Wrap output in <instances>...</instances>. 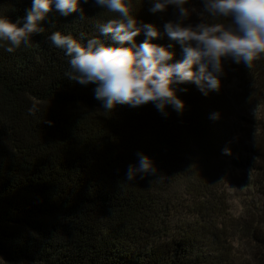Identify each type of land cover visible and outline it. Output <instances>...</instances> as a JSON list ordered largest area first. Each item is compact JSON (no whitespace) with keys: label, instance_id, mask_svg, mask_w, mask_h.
I'll return each mask as SVG.
<instances>
[{"label":"trees","instance_id":"obj_1","mask_svg":"<svg viewBox=\"0 0 264 264\" xmlns=\"http://www.w3.org/2000/svg\"><path fill=\"white\" fill-rule=\"evenodd\" d=\"M31 5L0 0V16L16 22ZM80 6L82 20L53 5L44 32L14 52L0 42V264H264V56L251 69L225 62L221 89L208 96L180 85L182 113L167 106L164 116L152 102L105 112L96 85L69 80L70 58L48 40L60 31L86 44L100 36L98 24L119 18L94 0ZM151 6L132 0L130 13L182 60L164 33L171 7L153 14ZM201 20L230 23L196 13L186 23ZM227 76L236 83L229 91ZM138 152L158 172L129 182ZM228 170L243 174L256 200L236 215Z\"/></svg>","mask_w":264,"mask_h":264},{"label":"clouds","instance_id":"obj_2","mask_svg":"<svg viewBox=\"0 0 264 264\" xmlns=\"http://www.w3.org/2000/svg\"><path fill=\"white\" fill-rule=\"evenodd\" d=\"M89 0H32L26 15L16 22L0 16V42H7L6 51L14 52L22 45H29L33 34L43 33L42 22L52 11V6L62 16L80 12L81 3ZM149 11L164 13L171 7L173 20L164 24V33L182 48L183 59L173 62L175 53L167 47L152 43L161 33L150 23H138L130 13L132 0H94L109 12L118 13V19L98 24L100 36L88 38L82 44L72 35L55 31L48 40L70 58L69 80L87 86L96 85L95 99L101 101L105 112H112L117 105L127 104L133 108L152 102L156 109L167 116L166 107L171 106L182 113L185 104L177 96L180 85L193 83L208 96L219 92L222 78L226 76L224 63L231 61L251 69L255 61L264 56V0H199L201 10L193 6V0H149ZM193 13L203 17L228 18L230 23L189 21ZM144 34L137 44L135 38ZM128 44L129 46H125ZM187 91V89H179ZM220 113L210 114L218 120ZM51 123V122H49ZM231 155L229 148L222 149ZM138 163L129 164L126 180L158 172L154 161L142 152L137 154Z\"/></svg>","mask_w":264,"mask_h":264},{"label":"rangeland","instance_id":"obj_3","mask_svg":"<svg viewBox=\"0 0 264 264\" xmlns=\"http://www.w3.org/2000/svg\"><path fill=\"white\" fill-rule=\"evenodd\" d=\"M223 83L228 91L233 89L236 84L231 76H227ZM242 175L243 174L240 172L228 170V175L223 177L225 188L229 194L231 204L230 209L235 215L240 212L242 206L250 204L252 201H256L253 195L254 192H251L248 189L246 190L245 187H241L239 180L242 178Z\"/></svg>","mask_w":264,"mask_h":264}]
</instances>
